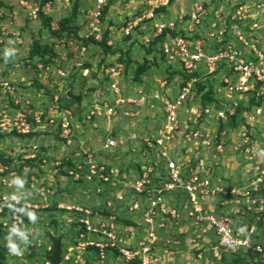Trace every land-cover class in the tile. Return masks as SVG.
Returning <instances> with one entry per match:
<instances>
[{
	"label": "built area",
	"instance_id": "1",
	"mask_svg": "<svg viewBox=\"0 0 264 264\" xmlns=\"http://www.w3.org/2000/svg\"><path fill=\"white\" fill-rule=\"evenodd\" d=\"M69 1L65 0L66 3ZM86 1L82 9L86 16L84 33L79 37L73 33L55 36L51 43L53 54L46 56V61L35 63L37 78L49 92L52 91L43 108H33L32 100L15 95L14 86L8 82L1 83L4 93L11 95V100L0 102V133L27 137L38 131L37 126L49 125L63 145L71 147V151L56 159L54 165H63L76 181L93 183L98 196L103 197L98 193L106 194L102 208L80 202H61L53 207L22 201V205L26 204L36 214L43 208L54 218L57 217L50 211L56 208L61 216L64 215L65 223L75 227L73 252L61 250L59 264L69 263L73 256L78 264H104L107 255L112 256L109 264H115L113 261L118 259L120 261L116 264H176L160 257L157 249L162 243L165 250H170V243L179 242L174 239L172 230H168V224L177 223L182 217L191 219L197 228L196 238L205 236L210 229L213 231L216 240L214 250L236 253L251 249L254 259L242 264H264V51L257 48L252 39L256 22L249 27V34L237 36L242 46L250 50L251 56L225 39L229 23L251 19V9L245 3L237 4L231 10L221 5L210 8L201 1L187 14L189 26L181 33L174 21L155 20L162 12L161 7L169 0H145L144 8L123 22L120 32L123 36H131L139 35L140 31L148 28L146 23L154 20L149 34L141 37V42L148 47L155 40L161 57L177 64L181 77L174 97L160 92L151 94V99L161 106L163 121L154 135L142 137L141 144L157 157L138 167L135 164V173L130 170L132 174L122 189L116 186L126 178L119 164L103 160L97 150L74 142L73 110L71 105H64L61 94L63 80L67 77L61 61L70 57L73 50L79 54L85 52L87 41L103 40L104 10L111 0ZM29 2L21 0L29 8V16L37 18L38 7H31ZM210 12L212 17L201 38V35H195L194 29L202 26L203 19ZM180 19L184 20V16ZM58 23L50 26L52 31L59 29ZM8 33L1 28L0 41ZM10 34L19 37L16 32ZM213 40L218 42V48L210 52L208 47ZM16 41L21 42V39ZM75 64L79 66L80 62ZM200 64H203L202 70L199 69ZM103 70L105 75L117 80L123 73V66L109 64ZM213 73L222 84L217 91L220 94L224 92L228 100L215 96V101L203 106L200 102L203 91L198 92L196 83L208 84L207 79H211ZM156 82L160 86L167 83L165 79ZM111 87L116 94L115 101L90 104L87 114L82 115L85 120L94 116L136 115V104L145 100L144 94L124 96L117 81ZM211 119L218 121L217 128L200 125L202 120ZM222 120L225 121L224 126L227 123V127L239 131L236 138L227 139V129ZM173 142L179 143L174 151L171 149ZM228 142L234 153L242 157L243 173L248 175L244 185H235L225 176L217 175L222 165L220 157ZM121 144V138H107L102 150H116ZM38 148L37 142L30 141L22 160L35 161L40 156V162L45 163V155L40 154ZM22 169L26 171L29 167L24 165ZM14 176H19L15 165L0 158V184L10 186ZM31 179L37 181L33 176ZM11 194L0 193V235L14 223L31 234L34 228L27 224L26 217L6 207ZM205 199L214 200L212 205L218 209L204 205ZM126 200V207L119 205ZM225 204L233 205V209L232 206L230 212L220 209ZM127 228L131 234L125 230L122 232ZM161 238L165 240L161 242ZM29 244L39 248L42 241L31 240L29 235ZM51 248L49 245L47 251L39 256L40 260L28 264H50L47 255ZM8 252L11 253L9 249Z\"/></svg>",
	"mask_w": 264,
	"mask_h": 264
},
{
	"label": "crops",
	"instance_id": "2",
	"mask_svg": "<svg viewBox=\"0 0 264 264\" xmlns=\"http://www.w3.org/2000/svg\"><path fill=\"white\" fill-rule=\"evenodd\" d=\"M1 1L0 30L1 28H5V30L9 33L2 38V41H0V53H2L5 47H14L15 56L10 58L7 62H4L2 56H0V102L11 100V95L8 93L5 94V88L1 86L2 82H8L10 85L14 86L15 95H21L24 98L32 100L33 108H41L43 105L47 104L46 98L49 99L51 97L52 91L48 92V94L45 93L43 89L44 85H42L37 78L35 63L41 60L37 59V57L29 59L30 46L32 40L36 38L40 39L41 43H47V41L51 40L50 34L47 32V30L43 29L42 25H40L41 20L39 18V15L37 18H31L29 16V8L26 5L22 4L21 0ZM54 1L57 0H30L29 4L31 7H38L39 12L41 2H44L45 4L42 6V11L45 14L52 15V13L48 11L49 6H53L52 3H54ZM201 1H204L205 5H208V7L210 8H214V6H218L221 4H228L229 2L237 4L245 3L246 5H248V7L251 9L252 19L250 21L247 20L246 22L241 23H229V28L225 39H227L230 44H233L247 51L248 48L242 46V44L237 39V36L239 34H249V32H251L249 27H251L255 22L257 23L258 20L261 25L259 26L260 28L258 31H256L258 27L253 30L254 32H256L253 33L252 39L257 45H260L261 48L264 49V24L262 25V20H264L262 19V16H264V0H169L168 3L164 7H162L161 14L158 15L155 20L174 21L176 29L181 33L185 32V29L189 26L187 14L194 9V5L200 3ZM63 2H65V0L61 1V3ZM86 2V0H83V3L86 4ZM253 2L256 3L253 4ZM144 4L145 0H111L103 18V36L106 37V46H109L110 48H112L111 50L114 51H104L103 47H100V45L97 43L88 45L87 50L81 54H79L78 51L73 50V52L69 55L70 60L65 66L67 77L65 78V80H63V86L68 87V91L75 86L79 88L83 86V90L80 88V93L78 88V95H80L79 98H77V101H79V107H84V109H86L88 106L90 107V104L92 103H113L115 101L116 94L113 93L111 84L114 81L118 82V85L121 88V94H123L124 96L138 97L139 95L144 94L145 100L137 103L135 108L142 111V117H138L136 121H131L130 123L128 122V124L125 123L124 127L129 128L130 130L126 133L121 132L123 126L120 125V117H118L119 115H112L109 116V118L105 116L92 117L90 121H92L93 124L95 123V126L92 127V125H88V128L84 127V129H81V137L77 135L78 130L76 128L79 125H77L76 123L78 121L75 119L74 122L75 140L79 138V141L76 143L97 150L103 160L113 162L110 154L114 151L120 152L123 149H126V153L120 156L119 160L116 161L117 163H115H122L121 168L123 169V173L126 177L122 180L121 184L119 183L116 185L117 188L122 189H125L124 184L128 181L129 176H131L130 174H132V172L135 173V170H133L132 168H126L130 166L129 163L131 160L135 161L134 164H136V167H138L139 165L146 163V160L157 157V154H153L154 152L149 156L148 153L150 150L146 151V148L144 149L142 147L143 145L141 144L142 137L147 135H154L163 121V117L160 111L161 106L158 102H155L154 99H151V94L160 92L167 94L170 97H174L177 94L179 86L178 82L179 78L181 77V72L177 64L168 62L166 59L162 58L159 54L157 44H154L152 41L151 45L147 47L141 42V37L149 34L151 24L154 22V20L148 21L146 23V26L148 28L140 31L138 33L139 35L123 36L122 32H120V27L122 26L123 22L130 16H133L135 12L143 9ZM223 7L224 9H226L225 6ZM81 12L82 10L80 11V13ZM72 13L73 10L71 14ZM71 14H69L68 16H70ZM180 16H184V20L180 19ZM211 17L212 13L210 12L208 13L207 17L203 19L202 26H197V28L194 29L195 35H201V38H203L204 29L206 28ZM74 21L75 20H73V24H71V26L76 27H74L75 30H71L70 33H73L76 37H79L86 30V19L85 25L82 29H79L78 23ZM37 24L40 26H37ZM247 27L249 30L247 29ZM11 32H16L17 36H21V42L16 41V36H10L9 34ZM9 40H12L14 43L12 45H8L7 42ZM217 44L218 43L216 40L210 41V45L208 47L209 51L213 52L212 49L215 48ZM92 52H98L99 58L96 59L95 57L88 55ZM123 52L127 57L126 61L129 59L128 67L124 65L125 62H119V57L122 56ZM76 61H81V64L78 67L73 66V63H75ZM97 62L98 64H96ZM142 63L146 65V69L138 76L137 79L135 78L134 70L138 65ZM109 64H121L123 66V73L119 74L117 80L110 78L109 76L104 74L103 68L105 66H108ZM71 68H75L73 73L70 71ZM199 69H203V64H200ZM170 71L175 72L173 75H171V78H169V74H167V72ZM223 72H225V68L223 69ZM160 79L166 80V86H160L156 82ZM34 98L36 99V101H34ZM42 99H45V103L43 105H40L39 100L41 101ZM146 109L151 112L148 111L149 114H147V119H144L143 113H147V111H145ZM138 114L139 111L137 115ZM82 115L83 113L81 114V119L83 120L84 117ZM110 119L115 121L116 124L112 126L110 124ZM142 120H145L144 123H142ZM84 121L82 122L84 123ZM84 124L87 125V123ZM108 124H110L111 128L108 127ZM37 127L38 131L34 134H30L27 137H18L23 138V140L27 141V148L24 152H26L29 148L30 141L37 142L39 144L38 150L40 154L45 155V163L40 162V156L35 161L29 160V162H27V160H22V155L17 156V158L20 157V160L13 159L10 161L13 163V165H15L16 171L18 172L19 176L23 177L25 180L24 189L27 191L28 195L24 201H31L39 205L50 204V206L61 202H80L87 205H95L97 208H102L106 194L98 193L103 197L98 196L95 192V188L97 187L93 183H86L81 181L79 182L74 180L73 178L68 176L70 174L67 173V170L64 167L61 168L64 172L62 171L61 174L58 175L59 183H55V180L57 178L54 177L55 173H53V171L51 172V169H53V166H55L54 162H52V157H55L56 159L59 158L55 156L58 152L57 150H55V148L63 150L64 154L61 155H66L71 151V147H66L65 145H63L62 140H60L61 142H59V147L57 145V142L52 141V146L50 144H47L46 148H44L42 146V143L46 141L47 137L50 139V136L54 132L51 130V127L46 124L39 125ZM112 137L115 139H123V144H121V146L119 145L120 148L116 150H112L110 148L102 150L107 138ZM12 142L14 143V141ZM130 143L136 144L134 145V148L137 149V151L129 150L130 146L128 144ZM178 144L179 143L176 142L172 143V151L177 148ZM16 145L18 146V142L16 143ZM20 147L21 146L19 144L18 148L20 149ZM49 149L57 151L56 154L53 153L50 158L47 157V152L49 151ZM105 151L111 153L107 154ZM129 158H131V160H129ZM234 159L235 158H232V160ZM236 161V159L233 161V164H236L234 170L237 169ZM24 165H27L29 169L24 171L22 169ZM225 167H223V174L225 175V178L230 177L233 184L242 185L244 181L246 182V179H248V175L242 173L240 168L237 172H230V176H228L229 174L226 173L228 171H226ZM130 170H132V172ZM32 176L37 179L34 186L36 185L38 189L35 191H30L29 187H27L28 183L33 182V179H31ZM72 185H74L75 187ZM1 192L13 193L14 189L10 186H2L0 184V193ZM104 192H106V190H104ZM172 199L173 198L169 200ZM213 201L214 200L207 201L205 199L202 203L206 206L208 205V208L210 209H218L213 207ZM127 202L128 200L124 202L121 201L119 202V205L122 207H126ZM231 206L233 209V205L231 204H225L220 207V209L225 212H230ZM41 209L42 210H39L40 213H37V222L35 224L29 223L27 217L26 221L31 228H34V231H32L30 234L31 240L39 239L42 241L41 236L42 234H44L47 240V242L44 244V247L43 242L39 248L32 247L28 243L26 247L23 245L20 246L21 250L19 254L9 253L8 248L6 247L4 251L6 264L10 261H15L16 264H28L30 262H33L34 260H40L39 256H41L43 252L47 251L46 248L49 245H51L52 247L51 251L53 249L52 243L47 235L49 232L54 236H62L60 244L61 250L66 251L69 249L70 252H73V237L75 227L69 225L68 223H65L64 215L61 216L60 210L53 208V211H50L52 215L53 213H56V217H59L57 219L54 217H50L46 211L44 212L43 208ZM133 220L137 221L136 219ZM188 220L191 219L182 217L177 221V223L168 224V230H172L174 239L178 240L179 242L177 244L175 242L170 243L168 246L170 250H165V248L162 246V243H160V246H158L157 249V253L160 255V257L168 259L170 261L173 260L176 264H222V257L224 255V252L213 249V247L215 246L213 245V243H216V240H214V236L210 235H213V231L210 229L205 236L196 238L197 228H194L193 224H191ZM192 227L194 228L193 230ZM123 231L130 233V231H128V228L123 229L122 232ZM169 235L170 234H168V236ZM133 236H135V234ZM4 237L5 235H0V243L6 244ZM165 238L163 240L161 238V242H163ZM63 241L65 243L64 246ZM205 246H208L206 251L204 250ZM34 252L36 253V255L34 254ZM111 258V255H107L104 264H109ZM113 260H115V258H113ZM119 261L120 260L118 259L113 262L116 264ZM67 264H78V262L73 256Z\"/></svg>",
	"mask_w": 264,
	"mask_h": 264
},
{
	"label": "rangeland",
	"instance_id": "3",
	"mask_svg": "<svg viewBox=\"0 0 264 264\" xmlns=\"http://www.w3.org/2000/svg\"><path fill=\"white\" fill-rule=\"evenodd\" d=\"M33 1H37V0H33ZM59 1V2H58ZM61 1L62 0H57V1H54V3H52V5L53 6H49V11L48 12H51L52 13V15L51 14H48V15H50V16H52V20H51V23H50V26L51 25H55L56 23H58L59 22V20L60 19H62L61 17H63L64 18V16H68L69 14H71V12H72V10L74 9V6H75V0H70L68 3H65V2H63V3H61ZM1 3H2V1H0ZM258 2V1H257ZM264 2V1H263ZM256 2H253V4H255ZM85 3H83V0H79L78 2H77V7H76V11H77V14H76V16H75V18L73 19V20H75L74 22H77L78 23V25H79V29H82L83 28V26L85 25V19H86V16L83 14V12H81L80 13V11L85 7ZM221 5H223V6H225V8L226 9H233L236 5H237V3H231V2H229L228 4H221ZM256 8V7H255ZM8 9V8H7ZM263 9V8H262ZM62 13V14H61ZM38 15H39V12H38ZM252 19V18H251ZM251 19H248L249 21L251 20ZM262 19H264V16H262ZM73 20L69 23V25H71V24H73ZM247 20H245V22H246ZM264 24V20H262V25ZM40 25H42V23L40 24ZM40 25H38L37 24V26H40ZM261 25V23L257 20V26L256 27H258L257 28V30L256 31H258L259 30V26ZM246 28V27H245ZM244 28V29H245ZM34 29H36V28H34ZM44 30H47V32L50 34V38H51V40H49L50 42L52 41L53 42V40H54V38H55V35H52L51 34V31L50 30H52L51 28H50V30L49 29H46V28H43ZM247 29H248V27H247ZM249 30V29H248ZM255 31V32H256ZM66 32H64L63 31V34L62 35H60L61 37H64V36H66V34H65ZM259 33H260V31H259ZM10 36H11V34H9ZM52 36V37H51ZM258 37H259V34H258ZM17 38H21V36L20 37H16V40H17ZM49 41H47V43H50ZM51 42V43H52ZM44 43V42H43ZM43 43H41V44H43ZM50 43V44H51ZM88 45H93L92 43L93 42H91V40H89L88 42ZM101 47V46H100ZM101 49V48H100ZM100 51V50H99ZM88 55H90V56H92V57H95L96 59H98L99 57H98V52H95V53H89ZM122 57H123V61L125 62L126 61V56L125 55H122ZM69 60H70V57H66V60H62L61 62L63 63V66H64V68H65V70H66V65H67V62H69ZM78 62H80V64H81V61H78ZM96 64H98V62L96 63ZM73 66H75V67H78V65H76L75 63H73ZM74 70H75V68H71L70 69V71L73 73L74 72ZM77 72V71H76ZM175 72L174 71H170V72H167V74H169V78H171V75H173ZM39 83V82H38ZM34 86V85H33ZM78 88L79 87H77V86H75L74 88H71L69 91H68V87H66V86H63V88H62V92H61V94H62V97H63V102H64V105H71L70 106V108L73 110V114H74V118L79 122H77L76 124L77 125H79V126H77V135H79L80 137L82 136L81 134V129H84V127L85 128H88L89 126L88 125H92V127L93 126H95V123L93 124L92 123V121H90V120H85L84 121V118H83V120L81 119V114L83 113L84 115L85 114H87V110H88V107L86 108V109H84V107L83 108H81V107H79V101H77L75 98H74V96H79L78 95ZM82 90H83V86L82 87H80ZM79 88V93H80V89ZM218 88V82H216L215 84H213V86H212V89H213V91H214V95L216 96V98H221V97H223L225 100H228V97H226L225 96V94H223V93H219L217 90ZM44 92L45 93H47L48 94V92H49V90H47L46 89V87L44 86ZM43 94V93H42ZM47 94H46V96H47ZM82 94V93H81ZM52 96V95H51ZM52 99V98H51ZM48 100H50V98L49 99H47L46 98V102H48ZM34 101H36V99L34 98ZM39 102H40V105H43L44 103H45V99H42L41 101L39 100ZM44 107V105L41 107V108H43ZM53 110H56V107H53L52 108ZM82 110V111H81ZM149 110H150V107H149ZM148 109H146L145 111H147V113L146 114H144L143 113V115H144V119H147V114H149V112H151V111H149ZM138 111H139V114L137 115V113H138ZM149 111V112H148ZM135 112H137L136 113V115L135 116H133V117H126V116H124V115H119L118 117H120L119 118V122H120V125H122L123 126V128H122V130H121V132L122 133H126L127 131H130L129 130V128H126V127H124L125 126V123H127L128 124V122L130 123L131 121H136L137 119H138V117H142V115H141V113H142V111L141 110H139V109H137ZM182 116H184V111H182ZM127 118V119H126ZM111 120V119H110ZM82 121H84V123H87V125L86 124H84ZM144 121L145 120H142V123H144ZM140 122V121H139ZM222 122V124H223V126H224V122L225 121H221ZM85 126H84V125ZM112 126L113 125H115L116 124V122L115 121H113V120H111V123H110ZM110 124H108V127H110L111 128V126H110ZM200 125H202L203 127H207V128H213V129H215V128H217L218 127V121H216V120H214V119H211V120H202V123L200 124ZM227 125V123L225 124V128L227 129L226 131H227V133H226V135H227V139H229V138H236V136H237V134H238V130L237 129H231V128H229V127H227L226 126ZM222 129V127L219 129V130H221ZM90 130V129H89ZM16 133H12V134H2V133H0V155H1V158L3 159V160H6L7 159V161H11V160H13V159H16V160H20L19 158L20 157H18L17 158V156H21L22 154H23V152L26 150V148H27V141L26 140H23V138H19L18 137V135H17V137H16ZM102 135H104V134H102ZM13 137H16V138H13ZM48 140V141H47ZM59 140V141H58ZM61 139L59 138V136H57L56 134H52L51 136H50V139L47 137L46 138V141H44V143H42V146L44 147V148H46V146H47V144H50L51 146L53 145V144H51L52 143V141L53 142H57V145H58V147H59V142H61L60 141ZM12 141H14V143L12 142ZM79 141V138L77 139V140H74V142L76 143V142H78ZM18 142V146H19V144H20V149L18 148V146L16 145V143ZM75 145V144H74ZM130 147H129V150H132V151H137V149H135L134 148V145H136L135 143H130V144H128ZM142 146V145H141ZM143 147V146H142ZM116 149H119V148H116ZM55 150H57V151H55ZM55 150H52V149H49V151L47 152V157L48 158H50V156L51 155H53V153H55L56 154V152H57V154L55 155V156H57V157H61L62 155L61 154H64V152H63V150H59V149H57V148H55ZM126 150V149H125ZM124 149L122 150V151H114V152H107V151H105L107 154H110V156H111V158H112V160H113V162L114 163H117L116 161L117 160H119V158H120V156H122V155H124V153H126V151H125ZM53 151H55V152H53ZM139 151V150H138ZM123 153V154H122ZM152 154V151L150 150L149 151V153H148V155L150 156ZM237 154H235L234 153V151L232 150V145H230L229 144V142H228V144H226V149H225V152H224V154L220 157V162L222 163V165H221V168L218 170V172H217V175L218 176H225L224 174H223V172H224V169H223V167H225V165H226V167H225V169H226V171H228V172H226L227 174H229L230 172H232V173H234V172H237L238 170H239V168H240V170H241V172L243 173V171H244V169H243V167H244V164L242 163V157L241 156H237ZM46 157V158H47ZM58 158V159H59ZM232 158H235L237 161H236V163H237V169L236 170H234V168L236 167V164H233V161L235 160H232ZM239 158V159H238ZM55 160H56V158L55 157H52V162H55ZM129 160H131V158H129ZM135 161H130V163H129V165L130 166H128V167H126V168H132L133 169V167L135 166ZM220 163V164H221ZM227 163H228V165H227ZM229 163H230V165H229ZM118 165V164H117ZM119 165L120 166H122V163H119ZM54 168L53 169H55V170H53V169H51V172L53 171V173H55L54 174V177H56L57 179L55 180V183H59V181H58V175H60L61 174V172L63 171L60 167H58V166H53ZM32 171V170H31ZM64 172V171H63ZM52 173V174H53ZM50 176H52V175H50ZM69 177H71L70 175H68ZM228 176H230V174L228 175ZM240 176H241V174H240ZM229 178V181L231 182V178L230 177H228ZM34 184H35V181H33L32 183L30 182V183H28V185H27V187H29V189H30V191H35V190H37L38 189V187L35 185L34 186ZM245 184V182L242 184V185H244ZM72 186H74V185H72ZM75 187V186H74ZM96 188H95V192H96ZM181 200V199H180ZM179 200V201H180ZM55 217H56V215L55 214H53ZM57 218H59V217H57ZM191 224H192V221L191 220H188ZM187 221V222H188ZM195 228V227H194ZM193 227H192V230L194 229ZM6 233L7 232H3V234L2 235H6ZM211 236H213L212 234H210ZM41 238H42V242H43V247H44V244L47 242V240H46V238H45V236H44V234H42V236H41ZM65 241V240H64ZM64 241H63V246H64ZM72 244V243H71ZM70 244V245H71ZM214 244V243H213ZM73 246H74V242H73ZM207 247L208 246H205V251H206V249H207ZM39 259H41V258H39ZM176 260H177V258H176ZM9 262V261H8ZM223 262H224V260H223ZM7 264H16V262L15 261H10L9 263H7ZM223 264V263H222Z\"/></svg>",
	"mask_w": 264,
	"mask_h": 264
},
{
	"label": "trees",
	"instance_id": "4",
	"mask_svg": "<svg viewBox=\"0 0 264 264\" xmlns=\"http://www.w3.org/2000/svg\"><path fill=\"white\" fill-rule=\"evenodd\" d=\"M78 1L79 0H75V6H74V9H73V13L70 16L64 17V18L59 20V23H58L59 29L55 30V31L50 30V23H51V20H52V16H50L48 14H45L42 11V6L45 3L41 2L40 10H39V18L41 20L43 28L49 29L51 31V34L55 35V36L62 35L63 31L66 32V33H70L71 30H75L74 27H76V26L72 27L71 25H69V23L76 16V7H77V2ZM164 6L165 5H163L162 7H164ZM107 7L104 10V15H105V11L107 10ZM162 7H161V9H162ZM160 38L161 37H159V39ZM40 41L41 40L38 39V38L32 40V43H31V46H30V57H29V59H32L33 57H37V59L46 61V59H45L46 56H50V55L53 54L52 44H50V43L41 44ZM154 41H153V43H155ZM91 42H93V41H91ZM93 43L99 44L101 47H103L104 51H114V50H111L112 48H110L109 46H106V37L105 36H103V40L101 42H93ZM255 45H256L257 48L262 49L260 45H257L256 43H255ZM217 48H218L217 46L215 48H213L212 49L213 52L216 51ZM262 50L264 51V49H262ZM249 51H250L249 49H247V51L246 50H242V52L244 54H247V55L251 56ZM122 55H124V52H123ZM119 62L120 63H124L122 56L119 57ZM124 65L126 67H128L129 59L127 61H125ZM145 69H146V65L144 63L138 65L135 68V70H134L135 78L138 79V76L141 73H143L145 71ZM229 73H230V70H229ZM212 75H213V77L211 79H207L208 84H203L202 82H197L196 83V86L198 88V92L203 91V94H202V96L200 98V102L202 103L203 106L206 103H208V102H212V101L216 100L215 99V95H214V91L212 89L213 84L218 82V86L219 87L222 85L221 82L219 84L218 78L214 77V75H216V73H213ZM217 76L219 77L218 74H217ZM205 88H206V91H204ZM74 98L76 100H78L77 98H79V96H74ZM0 158H1V155H0ZM3 161L7 162V159L3 160ZM27 162H29V160H27ZM59 167L63 168V165H61ZM5 248H6V244L5 243H0V264H6V257L4 255ZM254 257H255V254L251 251V249H248L245 252H242V251H238L236 253H226V252H224V255L222 257V263L223 264H242L244 261L253 260ZM223 260H224V262H223ZM86 264H91V263L90 262H86Z\"/></svg>",
	"mask_w": 264,
	"mask_h": 264
},
{
	"label": "clouds",
	"instance_id": "5",
	"mask_svg": "<svg viewBox=\"0 0 264 264\" xmlns=\"http://www.w3.org/2000/svg\"><path fill=\"white\" fill-rule=\"evenodd\" d=\"M8 45H12L14 42L9 40ZM4 62H7L10 58L15 56V48L14 47H5L0 53ZM68 106V105H67ZM70 106V105H69ZM25 180L21 176H14L10 180V187L14 189V192L10 195L9 200L6 204V207L14 213H19L20 216L27 217V220L31 224H35L37 222V214L34 211L28 209L27 205H22V201H24L28 195L27 191L24 189ZM16 205H22L17 207ZM29 232H27L23 227L18 226L17 224H13L7 230V233L4 237L6 242V247L12 254L20 253V246H27L29 243Z\"/></svg>",
	"mask_w": 264,
	"mask_h": 264
},
{
	"label": "water",
	"instance_id": "6",
	"mask_svg": "<svg viewBox=\"0 0 264 264\" xmlns=\"http://www.w3.org/2000/svg\"><path fill=\"white\" fill-rule=\"evenodd\" d=\"M47 235L53 246L51 253L47 255V259L50 261V264H59L61 254L60 244L62 236H54L50 232Z\"/></svg>",
	"mask_w": 264,
	"mask_h": 264
}]
</instances>
